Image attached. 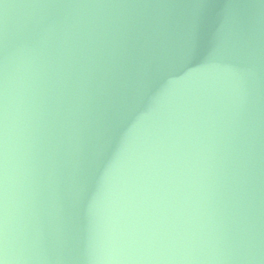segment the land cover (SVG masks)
Wrapping results in <instances>:
<instances>
[{
    "label": "water",
    "instance_id": "obj_1",
    "mask_svg": "<svg viewBox=\"0 0 264 264\" xmlns=\"http://www.w3.org/2000/svg\"><path fill=\"white\" fill-rule=\"evenodd\" d=\"M0 264H264V0H0Z\"/></svg>",
    "mask_w": 264,
    "mask_h": 264
}]
</instances>
